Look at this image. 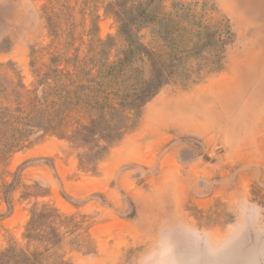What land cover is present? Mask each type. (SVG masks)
I'll return each instance as SVG.
<instances>
[{"label":"rangeland","instance_id":"obj_1","mask_svg":"<svg viewBox=\"0 0 264 264\" xmlns=\"http://www.w3.org/2000/svg\"><path fill=\"white\" fill-rule=\"evenodd\" d=\"M179 2L228 26L222 69L163 88L93 171L54 134L0 155V254L36 249L26 225L47 204L79 227L43 264H264V0H127L158 15ZM123 3L0 0V110L50 68L116 62Z\"/></svg>","mask_w":264,"mask_h":264},{"label":"trees","instance_id":"obj_2","mask_svg":"<svg viewBox=\"0 0 264 264\" xmlns=\"http://www.w3.org/2000/svg\"><path fill=\"white\" fill-rule=\"evenodd\" d=\"M121 1L126 4L117 5L113 15L127 45L122 56L113 63L93 61L92 68L76 74L50 68L34 90L16 89L17 110H0V155L27 148L36 133L54 134L75 148L82 170L93 171L137 128L142 109L163 88L222 69L231 43L228 26L204 19L181 2L173 13L158 15L135 5L130 11L127 0ZM145 29L148 43L141 35ZM78 227L75 217L47 204L35 206L24 239L36 249L13 244L0 254V264H43ZM52 263L68 264L62 258Z\"/></svg>","mask_w":264,"mask_h":264}]
</instances>
